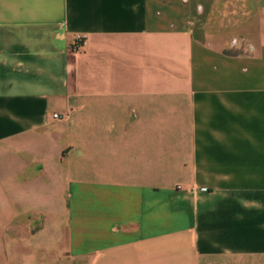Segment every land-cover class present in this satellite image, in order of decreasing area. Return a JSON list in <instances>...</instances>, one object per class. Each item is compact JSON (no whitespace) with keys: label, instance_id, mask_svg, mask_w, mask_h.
Wrapping results in <instances>:
<instances>
[{"label":"crops","instance_id":"crops-1","mask_svg":"<svg viewBox=\"0 0 264 264\" xmlns=\"http://www.w3.org/2000/svg\"><path fill=\"white\" fill-rule=\"evenodd\" d=\"M0 264H264V0H0Z\"/></svg>","mask_w":264,"mask_h":264},{"label":"built area","instance_id":"built-area-1","mask_svg":"<svg viewBox=\"0 0 264 264\" xmlns=\"http://www.w3.org/2000/svg\"><path fill=\"white\" fill-rule=\"evenodd\" d=\"M83 41H84V37H82V36L77 37L76 42L74 44V49L76 51H80V49L82 48L83 43H84ZM53 118L55 120H61V119H63V116H60L59 114H54Z\"/></svg>","mask_w":264,"mask_h":264}]
</instances>
